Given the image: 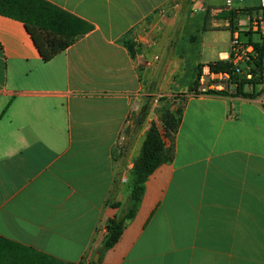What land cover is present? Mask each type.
I'll list each match as a JSON object with an SVG mask.
<instances>
[{
    "label": "crops",
    "instance_id": "0c3cea01",
    "mask_svg": "<svg viewBox=\"0 0 264 264\" xmlns=\"http://www.w3.org/2000/svg\"><path fill=\"white\" fill-rule=\"evenodd\" d=\"M45 1L93 30L45 62L25 25L0 15V238L12 242L0 264L97 254L96 264H264L263 87L255 98L181 96L178 130L162 135L171 160L149 176L118 244L99 253L130 208L158 99L183 91L190 59L194 83L199 66L229 58L234 31L264 27L261 0L234 2L252 10L234 30L215 17L226 0H206L203 13L192 0Z\"/></svg>",
    "mask_w": 264,
    "mask_h": 264
},
{
    "label": "trees",
    "instance_id": "16d2710c",
    "mask_svg": "<svg viewBox=\"0 0 264 264\" xmlns=\"http://www.w3.org/2000/svg\"><path fill=\"white\" fill-rule=\"evenodd\" d=\"M252 10L220 12L215 17L218 20H227L232 30L235 29V21L239 13H251ZM0 15L22 22L26 30L31 35L35 46L37 47L42 59L45 62L51 61L60 53L66 51L81 37L89 34L93 26L86 21L70 14L69 12L45 1V0H0ZM254 36L258 41H253ZM241 39L254 46L255 58L253 59L252 73L255 76L254 85L259 84L260 77L264 68V44L260 33L243 32ZM211 66L219 71L228 70L230 64L228 61H217L211 63ZM202 66H199L201 70ZM199 70V71H200ZM217 95L227 96L225 93H216ZM234 96L245 98H255L254 93L244 92V83L238 87ZM182 112V111H181ZM180 118L174 115H168L166 118L165 129L169 138L176 134ZM171 151H167L162 135L156 125L149 129L141 154L136 160L133 177L134 183L130 197V208L123 217H115L108 226L107 232L102 242L99 253L102 255L113 249L120 241L126 223L132 220L136 215L137 207L145 191V183L150 175L163 163L171 160ZM12 244L4 238H0V246ZM32 264H56L48 256L38 255V261ZM96 264V262H92Z\"/></svg>",
    "mask_w": 264,
    "mask_h": 264
},
{
    "label": "built area",
    "instance_id": "2783aa9c",
    "mask_svg": "<svg viewBox=\"0 0 264 264\" xmlns=\"http://www.w3.org/2000/svg\"><path fill=\"white\" fill-rule=\"evenodd\" d=\"M206 0H192L193 9L199 12H206ZM237 0H226L225 12H231L234 2ZM262 8H264V0H261ZM242 32H259L264 44V27L259 21L244 26ZM241 31L236 30L232 34L230 41V56L226 60L230 67L228 70H216L210 64L201 67L197 78L195 91L197 95L225 93L227 95H235L238 87L244 83V92L252 94L258 87L264 88V68L260 77V83L254 85L255 76L251 69L253 68V59L255 58L254 46L241 40ZM137 109V108H136Z\"/></svg>",
    "mask_w": 264,
    "mask_h": 264
},
{
    "label": "rangeland",
    "instance_id": "374dc122",
    "mask_svg": "<svg viewBox=\"0 0 264 264\" xmlns=\"http://www.w3.org/2000/svg\"><path fill=\"white\" fill-rule=\"evenodd\" d=\"M193 59H190L191 68L188 69L189 70L188 75L184 79L185 82H184L183 91H181V90L177 91V92L175 91L176 95H174L173 97H170V101H168L166 103H164L165 100L167 99L166 97H161L158 99L159 103L161 104V107H158V110L156 113V119L154 118V119H152L151 122L148 123L149 124L148 131L152 127V125H156L158 127L161 135H163V137H169L165 133L166 129H165V123H164V122H166L167 116L168 115H174V117L179 118L181 111H182V106L180 105V103L184 99L181 96H183L186 93H192L194 95H197V93L195 91L196 79H195L194 83L191 82V80L193 79V76H195V74H194L195 70L194 69H196L195 65L192 64ZM198 70H197V75L199 73ZM188 82H189V84H188ZM191 83H192V86H191ZM147 104L145 105L144 109L142 110V114L144 116L147 115L146 107L148 108L149 102Z\"/></svg>",
    "mask_w": 264,
    "mask_h": 264
},
{
    "label": "water",
    "instance_id": "95a60500",
    "mask_svg": "<svg viewBox=\"0 0 264 264\" xmlns=\"http://www.w3.org/2000/svg\"><path fill=\"white\" fill-rule=\"evenodd\" d=\"M95 257V262H97L99 260V254H97Z\"/></svg>",
    "mask_w": 264,
    "mask_h": 264
}]
</instances>
